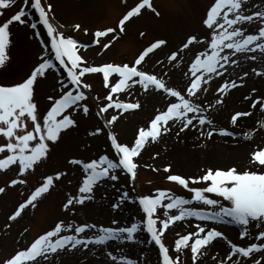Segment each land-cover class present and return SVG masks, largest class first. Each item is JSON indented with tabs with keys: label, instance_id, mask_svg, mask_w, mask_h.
<instances>
[{
	"label": "snow or ice",
	"instance_id": "obj_1",
	"mask_svg": "<svg viewBox=\"0 0 264 264\" xmlns=\"http://www.w3.org/2000/svg\"><path fill=\"white\" fill-rule=\"evenodd\" d=\"M16 5L17 0H0V16ZM145 11L160 15L152 0L126 4L116 27L95 30L90 44L65 34L66 26L55 20L47 0H20L19 6L0 20V73L7 71L10 63L14 25L31 29L42 46L23 75L12 82H0V173L15 176L0 187V194L16 185L25 186L29 192L7 221H16L29 208L35 209L69 173L75 178V182L67 179L72 190L65 193L61 205L66 215L25 246L0 258V264H53L55 257L95 251L97 246L105 257L103 264H141L142 258L147 264L143 250L136 257L125 251L137 243L150 244L158 264H188L186 258L191 264H202V258L210 255L217 242L224 245V252L210 256L214 264H264V145H252L243 170L235 165L208 166L198 174L186 175L173 171L171 164L164 165V181L176 185L180 192L170 187L141 192L136 184L142 150L159 142L173 128L177 137L194 129L196 139L204 141L197 147L206 146L214 134L253 139L257 128L241 133L235 130L241 127L239 118L253 115L252 111H234L228 126L218 125L212 113L232 90L245 85V78L264 79V0H209L199 29L187 33L175 50L167 38H154L132 62L89 63L80 55L81 49L99 45L101 38H108L101 50L108 49ZM37 14L38 23L32 22L31 17ZM38 24L46 30V39H39L42 32L36 31ZM70 27L81 29L79 23ZM83 31L88 33L87 28ZM139 35L144 37L145 33ZM48 45L51 57L45 51ZM154 56V67L149 70L145 65ZM176 69L181 75L179 84L171 83L170 70ZM49 74L55 85L41 104L38 89ZM90 75L101 78L103 95H93L87 79ZM213 81H217L214 89ZM141 94L159 96L163 104L137 127L131 142L123 141L115 125L125 113L142 108L137 98ZM243 100L250 109L264 114V93H258L255 87ZM256 124L264 129V119ZM82 127L89 141L103 139L104 147L93 152L91 143L79 140L74 134ZM158 155L154 153L153 158ZM53 161L54 166L41 172L40 179L29 186L28 176ZM108 188L114 190V197ZM98 195L112 213L109 221L80 220L77 212L96 201ZM129 208L135 212L122 223V213ZM8 222L3 225L5 230L11 227ZM176 222H186L194 230L177 232L167 244L164 236ZM227 226H235V241L225 232ZM141 233L146 235L141 238ZM114 241L120 242L115 248Z\"/></svg>",
	"mask_w": 264,
	"mask_h": 264
},
{
	"label": "rangeland",
	"instance_id": "obj_2",
	"mask_svg": "<svg viewBox=\"0 0 264 264\" xmlns=\"http://www.w3.org/2000/svg\"><path fill=\"white\" fill-rule=\"evenodd\" d=\"M47 2L52 4V15L55 20L66 26V35L90 44L92 33L95 30L105 27H116L119 18L126 11V4H132L133 0H47ZM152 2L160 13L159 16H156L151 11H145L143 16L134 19L132 23L127 25L126 32L121 34L120 38L110 45L108 49L101 50L103 43H106L108 39L101 38L99 45L81 49L80 55L85 57L89 63L132 62L138 52L154 38H167L170 42L169 46L175 50V46L180 43L187 33L199 29L201 15L209 0H152ZM258 2L259 0H257ZM19 4L20 0H17L16 6L4 10V15L0 16V20L6 18ZM31 21L38 23V14L32 16ZM77 23L81 25V29L72 30L70 26ZM84 28L88 29L87 34L83 31ZM12 31L13 44L10 48V63L7 71L0 73V82H12L23 75L36 61L42 47L38 39L33 37L31 29L14 25ZM36 31L42 32L39 39L47 38L46 30L43 29L42 25L38 24ZM140 32H144L145 36L141 37L139 35ZM48 47V49L45 47V51L51 57L50 45ZM157 55L163 59V55L160 53H157ZM155 58L154 56L149 60L145 67L149 70L153 69ZM56 63L58 64V62ZM244 67H248L247 62L244 63ZM170 74L172 77L171 83L179 84L182 82L178 69L170 70ZM87 79L92 83L93 95L97 93L104 94L105 90L103 89L102 80L98 75H90ZM245 80V85L232 90L231 94L225 98L224 104L218 107L220 112H222L220 114L219 112L217 113L215 120L220 126H228L230 115L234 111H252L253 115L245 117L247 125L244 128L252 126L258 129L253 139L247 141L242 135L235 139L221 138L214 134L213 138L206 142V146L197 147V145H203L204 141L203 138L200 140L196 139L198 133L194 129L191 131L185 130L177 137V129L173 128L170 133L163 135L159 142L146 145L145 149L142 150L141 156L138 158L141 167L138 169L136 181L139 191L148 192L154 187H170L180 192L181 190L176 185L164 181L165 173L162 169L166 164H171L173 171L186 175L198 174L200 169L208 166L227 167L235 165L241 170L247 166L248 152L252 145H264V129H260L259 125L256 124L257 120L264 119V114L250 109L249 104L243 100V96L249 94L253 87L258 90V93H264V79L250 76L245 78ZM210 83L213 89L217 85V81ZM54 85L55 80L52 74H49L48 79L40 83L38 93L41 104H43L44 96L52 91ZM211 97L212 92L210 90L209 98ZM137 98L140 99L142 108L135 112L125 113L115 125L114 130L123 141L131 142L137 127L150 118L154 108L163 104L159 96L141 94ZM121 99L129 98L121 96ZM239 119L241 120V118ZM94 122L93 120L88 121V123ZM235 130L238 133L243 132V130L241 131L237 128ZM74 135L85 143H91L93 152L96 151L97 147L101 149L104 147L103 139L89 141L83 127ZM157 152L159 155L153 158V154ZM143 165L154 166L160 168L161 171L155 172L152 167H144ZM53 166L54 161L49 162L47 167H42L34 175L28 176V185H34L40 179V173L48 171ZM10 177L15 178L11 172L0 173V187L6 186ZM68 178H72L75 182V178L69 173L67 178H64L55 189L51 190L49 194L38 202V206L35 209L29 208L22 218H18L13 222H8L7 216L14 210L17 203L29 194L28 189L22 185L8 186L6 187V192L0 194V258H5L14 249L25 246L38 233L49 228L57 218H62L66 215L61 205L65 193L72 190V187L67 184ZM149 181L152 183L149 184ZM123 182L124 178L121 180V183ZM108 192L111 196H115L112 188H108ZM134 212L135 209L133 208L124 210L121 216L122 223L127 222ZM76 215L80 220L87 219L92 222L107 223L112 213L108 210L107 203L101 201L98 195L96 201L89 203L88 207L80 209ZM6 222L11 224L8 230L3 228ZM25 229H28V231L21 237L20 234ZM193 230L194 228L186 222H176L167 230L164 240L167 244H171L177 232L184 234ZM224 230L230 238L234 241L236 240L235 226H227ZM145 235V233H141V238ZM119 244V241H114L112 242V247L115 248ZM141 250H143L144 257L147 259V264H158L156 252L152 250L150 244L137 243L135 247L125 251H130L136 257L141 255ZM217 252L220 254L224 252V245L220 242L215 243L210 249L209 256L202 258V264H214L210 256L215 255ZM104 259L105 257L100 252L99 246H97L95 251L83 250L77 252L63 264H103ZM186 259L188 264H191L190 258ZM143 263L141 261V264ZM53 264H61L60 258H53Z\"/></svg>",
	"mask_w": 264,
	"mask_h": 264
},
{
	"label": "bare ground",
	"instance_id": "obj_3",
	"mask_svg": "<svg viewBox=\"0 0 264 264\" xmlns=\"http://www.w3.org/2000/svg\"><path fill=\"white\" fill-rule=\"evenodd\" d=\"M49 47L47 46V49H48ZM219 112V114L222 112H220V108H218V111H216V112H214V113H212V115L214 116V119H215V117H216V115H218L217 113ZM216 121V120H215ZM217 122V121H216ZM240 124H241V127L240 128H237V129H239V130H243V132H250L251 131V129L253 128L252 126H247L246 128H244V126L245 125H247V121H246V118L245 117H243V118H241V120H240ZM72 257V255H68V256H60V257H56V259L58 258H60V262H61V264H63V263H65V262H67V260H68V258H71ZM141 261H142V263H143V259H141ZM144 264V263H143Z\"/></svg>",
	"mask_w": 264,
	"mask_h": 264
}]
</instances>
